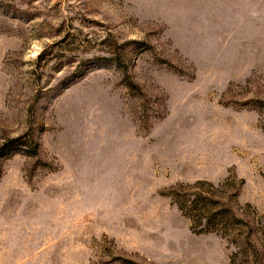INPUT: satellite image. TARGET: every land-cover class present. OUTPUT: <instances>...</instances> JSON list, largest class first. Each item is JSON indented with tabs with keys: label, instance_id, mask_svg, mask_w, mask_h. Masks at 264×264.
<instances>
[{
	"label": "rangeland",
	"instance_id": "1",
	"mask_svg": "<svg viewBox=\"0 0 264 264\" xmlns=\"http://www.w3.org/2000/svg\"><path fill=\"white\" fill-rule=\"evenodd\" d=\"M198 183L261 230L264 0H0V264H230Z\"/></svg>",
	"mask_w": 264,
	"mask_h": 264
},
{
	"label": "trees",
	"instance_id": "2",
	"mask_svg": "<svg viewBox=\"0 0 264 264\" xmlns=\"http://www.w3.org/2000/svg\"><path fill=\"white\" fill-rule=\"evenodd\" d=\"M201 185L180 186L171 191V196L179 200L177 205L188 214L194 230L201 233L223 230V236L230 239L236 250L230 264H236L241 258L247 264H255L257 258L264 254V222L261 223V230L257 231L241 211L237 213L222 204L214 193L202 190L195 192Z\"/></svg>",
	"mask_w": 264,
	"mask_h": 264
}]
</instances>
